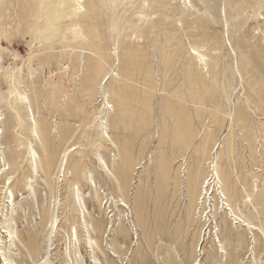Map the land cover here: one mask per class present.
I'll list each match as a JSON object with an SVG mask.
<instances>
[{"label":"rangeland","instance_id":"1","mask_svg":"<svg viewBox=\"0 0 264 264\" xmlns=\"http://www.w3.org/2000/svg\"><path fill=\"white\" fill-rule=\"evenodd\" d=\"M0 199V264H264V0H0Z\"/></svg>","mask_w":264,"mask_h":264},{"label":"bare ground","instance_id":"2","mask_svg":"<svg viewBox=\"0 0 264 264\" xmlns=\"http://www.w3.org/2000/svg\"><path fill=\"white\" fill-rule=\"evenodd\" d=\"M194 53H196L195 51H194ZM201 60V59H200ZM22 101H24V98H20ZM106 138L107 139H109V137L108 136H106ZM4 171V170H3ZM216 178H217V176H216ZM212 180V182H214V178L212 179V177L211 178H209V179H207V180H205V182H204V184L206 185V187H208V185L210 184V181ZM5 187V185H3V188ZM8 200L12 203L13 202V200H14V196H13V194L12 193H10L9 195H8ZM1 200V199H0ZM1 223V225H4V226H6V228H7V225L5 224L6 223V220L4 219L2 222H0ZM41 225H42V223H41ZM245 226L247 227H249L250 229L251 228H253L252 227V225L250 224V223H248V222H246L245 223ZM43 227V226H42ZM5 228V227H4ZM254 229V228H253ZM4 232H7V231H3V232H1L0 231V238L2 237V233H4ZM11 234L9 233V236H10ZM75 238L77 239V237H76V233H75ZM2 239V238H1ZM1 239H0V244H2L3 242L1 241ZM10 239H13L11 236H10ZM137 239V238H136ZM2 245H4V244H2ZM2 247V246H1Z\"/></svg>","mask_w":264,"mask_h":264}]
</instances>
